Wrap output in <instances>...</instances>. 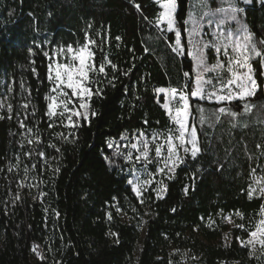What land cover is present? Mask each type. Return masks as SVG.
Masks as SVG:
<instances>
[{
    "label": "trees",
    "instance_id": "obj_1",
    "mask_svg": "<svg viewBox=\"0 0 264 264\" xmlns=\"http://www.w3.org/2000/svg\"><path fill=\"white\" fill-rule=\"evenodd\" d=\"M190 6L191 0H177L183 40ZM158 11L154 0H0V100L12 104L10 114L0 111V264H180L186 253L196 258L192 264H264V255L252 257L235 240L223 245L227 227L220 214L251 228L264 213V197L248 196L254 175L264 176V147H257L264 145L260 91L251 98V114L240 117L247 127L233 128L227 116L213 124L212 109L222 105L192 100L210 118L201 128L193 107L202 152L164 179L162 199L149 189L144 196L151 199L142 205L127 183L132 167L117 155L121 137L134 142L141 132L172 127L155 89L182 86L185 72L195 76L187 47L177 56L169 46L174 34H161L152 23ZM242 19L264 39V2L254 0ZM86 35L96 42L95 62L105 65L107 76L96 77L102 90L91 100L96 115L73 128L46 115L51 85L43 51L79 48ZM253 67L258 83L264 81L263 66L253 61ZM26 99L25 123L39 134V144H29L33 134L19 125ZM41 150L44 157L37 155ZM26 167L27 183L37 187L19 188ZM117 202L126 214L116 213ZM36 246L54 256L35 260Z\"/></svg>",
    "mask_w": 264,
    "mask_h": 264
},
{
    "label": "snow or ice",
    "instance_id": "obj_2",
    "mask_svg": "<svg viewBox=\"0 0 264 264\" xmlns=\"http://www.w3.org/2000/svg\"><path fill=\"white\" fill-rule=\"evenodd\" d=\"M252 2L253 0H243L244 4ZM154 3L158 5L159 11L152 23L161 34H174V45L169 46L177 56H184L187 47V58L190 60L195 76L185 72L184 76L187 81L182 86L155 89L156 93L165 96L162 107L169 116L172 127L164 132L152 133L151 139L144 133H140L139 137H133L135 142L122 145L123 148L128 149L126 153L117 152V155L122 156L127 162L143 165L145 173L143 181L139 174L136 175L135 181L132 179L127 181L131 185V191L135 193V197L142 205L145 204L146 199H151V197L146 198L144 193L154 182L159 184V187L154 189L157 199H162L163 194L167 191V186L162 180H154L155 173L172 179L176 168L185 163L188 156L195 160L202 152L197 125L193 117V107L199 113L201 128L208 123L210 118L206 115V109L199 103L193 105L192 100L197 102L206 100L222 105L212 109V123H218L222 116H227L230 118L229 122L232 127L235 128L248 126L246 122L240 125V117L251 114L255 105L250 101L258 91L264 94V81L258 83L253 67V61L264 66V39L258 40L247 27L241 24L239 14L244 9L238 6V0H228L227 7L219 6L215 9L211 7V0H203L202 10L198 16L189 13L188 19L183 21L184 25L189 26L183 29L187 31V45L182 42V26L178 25L176 18L177 0H154ZM135 7L140 10L139 4H135ZM205 19L208 27L214 29L211 33L212 39H206L209 33L204 31ZM95 44L96 42L86 35L84 45L79 48L74 49L71 46L66 49L60 48L53 55H49L48 51H43V56L48 60L47 79L51 85L50 92L46 96L48 101L46 115L49 118H56L61 123L66 120L68 126L75 128L81 119L90 122V116L96 115L91 108V100L93 96L102 95V90L98 86L100 81L96 77L99 74L107 76V72L103 63L97 66L95 62V53L92 50V46ZM213 52L215 56L212 57L213 62H210L209 57ZM107 63L111 64V61H107ZM112 67L114 68L115 65ZM188 81L192 82L191 85ZM69 90L71 95H69ZM28 96H31L30 91ZM30 103L31 101L26 99L21 105L26 111L24 118L19 120V125L26 133L33 134V138L28 139L29 144H39V134L25 123L28 119L27 110ZM70 105L72 106L70 107ZM241 105L242 111L236 110ZM3 110L10 114L12 104L0 100V111ZM18 115L20 114L18 113ZM31 115H35L34 109ZM73 117L76 119L74 120ZM4 118V116H0V119ZM7 118L11 119L12 117L8 115ZM161 137L162 139H160ZM128 139V137H121V140ZM49 146L55 147V145ZM108 147L112 148L113 144L110 143ZM116 147L119 149L121 146L117 145ZM257 147H264V145H257ZM56 151L59 149L57 148ZM133 151L136 153L135 157ZM26 155L31 156V152ZM37 155L44 157L45 153L41 150L37 152ZM148 165H158V167L154 172H150ZM31 167L35 168L36 166L32 165ZM29 171L30 169L27 167L24 169L25 176L19 183V188L31 189L38 186L27 183ZM252 172L255 174L256 169H253ZM43 195L46 193L39 194V196ZM257 195L264 197V176L256 178L254 175L253 184L248 189L250 199ZM19 198L17 193L14 199ZM112 207L115 208L117 214H126L125 209L118 202ZM132 210L136 211L135 208ZM220 214L222 221L234 224L231 215L224 216L223 210ZM236 215L243 220L242 214L237 212ZM108 219H113L111 212L108 213ZM215 224V220L209 219V227H213ZM235 227L247 234L246 239L236 237L241 248L249 249V254L253 256L257 251L264 255V214L261 215L259 222L253 224L251 228L245 224H235ZM111 235L117 237L118 241V233H111ZM225 239H227V234H225Z\"/></svg>",
    "mask_w": 264,
    "mask_h": 264
},
{
    "label": "rangeland",
    "instance_id": "obj_3",
    "mask_svg": "<svg viewBox=\"0 0 264 264\" xmlns=\"http://www.w3.org/2000/svg\"><path fill=\"white\" fill-rule=\"evenodd\" d=\"M254 1V0H253ZM260 3H263L264 2V0H258ZM253 3V2H252ZM251 3V4H252ZM202 4H203V0H191V8H190V13H192V15L193 16H198V14H199V12L202 10ZM251 4H244L243 3V0H238V6L240 7V8H243V9H245V8H247V7H249ZM219 6H223V7H227L228 6V0H211V7L213 8V9H215V8H217V7H219ZM203 10H206V9H203ZM243 15H244V11L242 12V13H240L239 14V16H240V22H241V24L242 25H244L245 27H247L246 26V24H245V22L243 21V19H242V17H243ZM189 26L187 25V28H188ZM233 27H235V24H233ZM248 28V27H247ZM249 29V28H248ZM204 31L205 32H207V33H209V35L206 37V39H212V36H211V33L214 31V29H212V28H209L208 27V25H207V21H206V19H205V25H204ZM183 41H185V43L187 44V34H186V38H185V40H183L182 39V42ZM56 52V51H55ZM54 52V53H55ZM53 53V54H54ZM52 54V55H53ZM213 56H215V53L213 52L212 53V55L209 57V61L210 62H213V59H212V57ZM263 69H264V66H263ZM69 92H70V90H69ZM70 95V94H69ZM158 95H160V96H162L163 97V101L165 102V96H164V94H158ZM201 101H203V102H209V101H206V100H201ZM209 103H213V102H209ZM72 105H70V107H71ZM73 119H75V117H73ZM141 133H144L145 134V136H147L149 139H151V135H152V133L151 132H141ZM160 139H162V137L160 138ZM131 142V140H125L120 146H121V150L124 152V153H126L127 151H128V149H126V148H123L122 147V145H124V144H126V143H130ZM134 142H135V140H134ZM135 155H136V153H135V151H133V156L135 157ZM125 162L127 163V164H129L131 167H132V172L130 173V178L129 179H132V180H134L135 181V178H136V175L137 174H139L140 175V178H141V181H143V179L145 178V173H144V171H143V165H141V164H131V163H129V162H127L126 160H125ZM148 167V170L150 171V172H154V170H155V168L156 167H158V165H148L147 166ZM177 169V168H176ZM167 178V176H165V175H160L159 173H155V175H154V180L155 181H160V180H162L163 181V183H164V179H166ZM131 186V185H130ZM159 187V184L158 183H153L149 188H148V190L149 189H156V188H158ZM165 194V193H164ZM164 194H163V196H164ZM262 214H264V213H261L259 216H258V218H256V220H255V223H258L259 222V219H260V217H261V215ZM233 219V221H234V224H228L227 222H225L224 221V224L226 225V227H227V232H226V234H227V239H225V236H224V238L222 239V243H223V245H225V244H230L232 241H236L238 244H239V241L236 239V237L237 236H239V237H241L242 236V232H240V231H243V230H241V229H239V228H236L235 227V224H239V222L237 221V219L236 218H232ZM124 220H125V218H124ZM242 238V237H241ZM217 244V243H216ZM36 251H34V255H35V260H41V257H43L42 259H47V255L50 253L51 254V257H53L54 256V254H52V252H50V251H48L46 248H43L42 246H36ZM261 253L259 252V251H257V253H256V255L255 256H253V255H251L252 257H254V258H260L261 257ZM196 258H194V257H191L189 254H184V255H181V258H180V264H192V261H196L195 260Z\"/></svg>",
    "mask_w": 264,
    "mask_h": 264
}]
</instances>
